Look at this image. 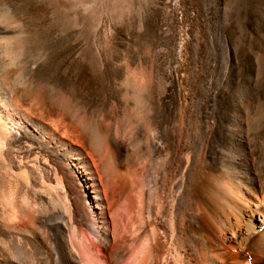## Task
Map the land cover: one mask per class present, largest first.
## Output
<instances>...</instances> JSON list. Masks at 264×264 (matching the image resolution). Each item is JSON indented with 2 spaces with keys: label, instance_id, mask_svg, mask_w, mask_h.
<instances>
[{
  "label": "rangeland",
  "instance_id": "1",
  "mask_svg": "<svg viewBox=\"0 0 264 264\" xmlns=\"http://www.w3.org/2000/svg\"><path fill=\"white\" fill-rule=\"evenodd\" d=\"M10 95L22 111L8 105ZM24 114L82 150L106 198L105 137L125 142L123 155L139 149L154 162L184 127L193 176L205 165L203 144L234 171L246 169L249 151L261 166L264 0H0V219L14 201L69 214L65 180L42 187L56 169L21 137Z\"/></svg>",
  "mask_w": 264,
  "mask_h": 264
},
{
  "label": "bare ground",
  "instance_id": "2",
  "mask_svg": "<svg viewBox=\"0 0 264 264\" xmlns=\"http://www.w3.org/2000/svg\"><path fill=\"white\" fill-rule=\"evenodd\" d=\"M5 99L22 111L11 95ZM28 119L21 137L56 169L47 171L42 187L50 190L51 181L59 186L64 179L70 212L54 216L42 200L32 209L12 202L0 219V264H103L104 256L109 264H264V161L257 166L255 152L246 156L250 164L243 160L246 169L234 171L203 144L205 165L193 176V142L184 127L176 130L172 150L154 162L142 161L139 149L123 155L126 143L105 137L108 200L82 150L40 118ZM68 123L81 133L75 120ZM69 153L76 156L67 165ZM77 165L79 175L71 171ZM78 176L81 188L73 183Z\"/></svg>",
  "mask_w": 264,
  "mask_h": 264
}]
</instances>
